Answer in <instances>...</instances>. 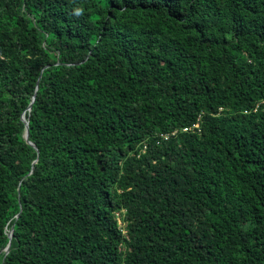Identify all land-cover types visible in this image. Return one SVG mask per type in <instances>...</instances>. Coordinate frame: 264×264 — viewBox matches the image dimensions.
Returning <instances> with one entry per match:
<instances>
[{
  "label": "trees",
  "instance_id": "obj_1",
  "mask_svg": "<svg viewBox=\"0 0 264 264\" xmlns=\"http://www.w3.org/2000/svg\"><path fill=\"white\" fill-rule=\"evenodd\" d=\"M0 264H264V0H0Z\"/></svg>",
  "mask_w": 264,
  "mask_h": 264
},
{
  "label": "water",
  "instance_id": "obj_2",
  "mask_svg": "<svg viewBox=\"0 0 264 264\" xmlns=\"http://www.w3.org/2000/svg\"><path fill=\"white\" fill-rule=\"evenodd\" d=\"M39 81H40V78H39V80H38V82H37V85H39ZM38 88H39V86H37V89H38ZM35 97H36V94L34 95V98H33L32 102H31L30 105H29V110H31V108H32V104H33V102H34V100H35ZM22 119L25 121V124H26V130H25L24 137H25V139H26L28 142H30L33 146H35V145L29 140V132H30V131H29V119H26L25 115L22 116ZM35 147H36V146H35ZM36 161H37V160H36ZM36 161H35V162H36ZM98 163L101 164V161H99ZM21 212H22V210H20V212L16 215V218H19ZM14 229H15V225H12L11 228H10V230H9V232H8L10 238H12V236H13V234H14ZM10 245H11V241L9 242L7 248L5 249L6 253L9 252V250H10Z\"/></svg>",
  "mask_w": 264,
  "mask_h": 264
},
{
  "label": "clouds",
  "instance_id": "obj_3",
  "mask_svg": "<svg viewBox=\"0 0 264 264\" xmlns=\"http://www.w3.org/2000/svg\"><path fill=\"white\" fill-rule=\"evenodd\" d=\"M80 11H81V10H77L78 14H79ZM221 110H222V108H221ZM197 124L199 125V123H197ZM186 128H188V127H186ZM184 129H185V128H183V131H185ZM192 129H194V128H192ZM192 129L188 130L187 132L192 131ZM167 138H168V137H167Z\"/></svg>",
  "mask_w": 264,
  "mask_h": 264
},
{
  "label": "built area",
  "instance_id": "obj_4",
  "mask_svg": "<svg viewBox=\"0 0 264 264\" xmlns=\"http://www.w3.org/2000/svg\"><path fill=\"white\" fill-rule=\"evenodd\" d=\"M198 126H199L198 124L195 125V127H198ZM184 130H185V131H188L189 128H185Z\"/></svg>",
  "mask_w": 264,
  "mask_h": 264
}]
</instances>
